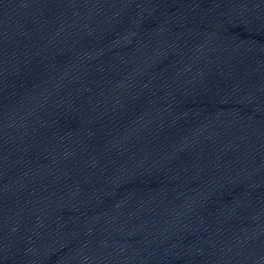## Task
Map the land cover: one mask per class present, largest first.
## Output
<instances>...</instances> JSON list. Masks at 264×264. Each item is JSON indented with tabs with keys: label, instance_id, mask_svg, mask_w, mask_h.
<instances>
[{
	"label": "water",
	"instance_id": "95a60500",
	"mask_svg": "<svg viewBox=\"0 0 264 264\" xmlns=\"http://www.w3.org/2000/svg\"><path fill=\"white\" fill-rule=\"evenodd\" d=\"M0 264H264V0H0Z\"/></svg>",
	"mask_w": 264,
	"mask_h": 264
}]
</instances>
